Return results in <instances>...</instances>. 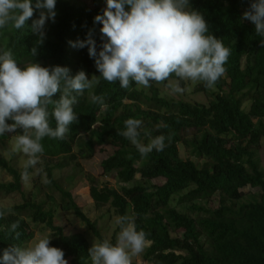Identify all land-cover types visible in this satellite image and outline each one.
<instances>
[{"label":"trees","instance_id":"obj_1","mask_svg":"<svg viewBox=\"0 0 264 264\" xmlns=\"http://www.w3.org/2000/svg\"><path fill=\"white\" fill-rule=\"evenodd\" d=\"M251 2L189 0L190 9L204 16L208 34L221 39L231 50L224 65L226 71L214 87L207 88L202 82L196 85V92L213 95L209 104L163 97L156 82L148 88L132 82L129 89H124L118 81L113 84L102 77L99 84L77 98L73 106L77 122L69 126L65 137H45L41 141L44 153L40 159L49 185L60 193L59 202L48 195L52 203L46 207L45 201H37V194L25 196L23 168L18 170L0 159V168L13 177V181L0 182V194L21 193L24 200L0 206V211L6 213L0 217V264L3 251L14 244L26 246L38 224L52 231L50 246L62 249L71 264H91V243L83 234H68L64 226L56 224L58 212H73L99 243L106 239L72 193L54 179L53 171L77 158L93 157L97 145L104 143L115 150L102 161L103 172L114 174L123 183H135L117 190L93 182L91 198L97 206L109 204L119 217H131L137 230L147 234L145 260L151 264H264V166L260 158L264 150V45L254 25L242 19ZM93 3L90 7L79 0H57L55 20L46 21L45 39L35 57L30 50L38 37L30 27L41 10H35L20 30L11 25L0 29V54L11 50L21 67L34 61L45 67H67L71 76L81 70L89 78L100 76L88 48L69 44L87 39L92 30L100 50L102 25L94 23V17L102 14L106 0ZM171 79L177 78L173 74ZM90 94L103 96L107 107L92 103ZM59 98L58 92L53 99ZM53 107L48 106L49 113ZM128 118L142 121L139 139L144 144L149 142L146 132L152 137L164 135V150H153L142 157L128 139L118 134ZM49 123L56 127L51 115ZM15 134H23V130L5 133L0 139ZM180 146L190 150L202 165L191 158L182 159ZM28 171L31 173L33 168ZM159 178L164 180L162 184L153 183ZM247 187L258 192H248ZM173 200H177L175 206ZM15 222H19V239L9 233ZM116 239L114 236L109 242L115 245Z\"/></svg>","mask_w":264,"mask_h":264},{"label":"clouds","instance_id":"obj_2","mask_svg":"<svg viewBox=\"0 0 264 264\" xmlns=\"http://www.w3.org/2000/svg\"><path fill=\"white\" fill-rule=\"evenodd\" d=\"M56 3L57 0H35V4L33 0H0V29L11 25L20 30L35 10H41L30 27L38 37L30 50L35 57L45 39L46 21L55 20ZM242 19L254 25L264 45V0H252ZM94 23L102 25L99 51L92 30L87 39L69 44L73 48H88L100 76L89 78L83 70L71 76L67 67H45L34 61L21 67L11 50L0 54V136L15 133L18 128L23 130V134L15 135V140L16 148L27 156L21 172L25 183L32 175L44 171L36 167L44 153L41 141L45 137L61 140L65 137L69 126L77 122L73 108L77 98L99 84L101 77L113 84L118 81L124 89H129L132 82L148 88L151 82L168 81L167 88L182 94L185 88L181 81L214 87L225 73L224 65L231 54L221 39L208 34L204 16L190 9L189 0H106V7L94 17ZM173 74L177 79H171ZM58 92L60 98L53 99ZM90 96L92 103L107 107L103 96ZM49 105L54 106L51 113ZM49 115L56 121L55 128L50 126ZM8 120L13 123H7ZM141 125V120L128 118L124 130L118 134L128 139L142 157L153 150L163 151L166 137H152L146 132L149 142L144 144L139 139ZM29 168H34L35 173H30ZM5 214L0 211V217ZM116 223L120 231L115 245L108 240L93 243L88 249L91 264H132V258L145 250L147 234L137 230L131 217L120 216ZM18 227L19 222H15L9 229V233H15V239L21 235L16 231ZM2 264H68V261L63 250L51 247L50 236H45L26 246L14 244L5 249Z\"/></svg>","mask_w":264,"mask_h":264},{"label":"rangeland","instance_id":"obj_3","mask_svg":"<svg viewBox=\"0 0 264 264\" xmlns=\"http://www.w3.org/2000/svg\"><path fill=\"white\" fill-rule=\"evenodd\" d=\"M80 2L94 7L93 0H79ZM181 86L185 88L184 93H173L169 88L166 87L167 83H155L159 90L160 94L163 97L173 99L176 101H188L192 103H204L209 104L213 99V95L210 92H196L197 83L193 84L191 81L180 82ZM139 88H145L139 86ZM212 91V90H211ZM127 103L129 101H126ZM16 135V134H15ZM15 135L9 139L2 140L0 139V159L4 158L16 167L18 170L23 168L24 162L27 159V156L20 150L16 148ZM263 141V140H262ZM115 147L104 143L97 145L94 156L88 159L77 158L74 161H71L63 169H56L53 171L54 179L59 183L60 186L69 190L77 204L81 207L82 211L92 220L96 222L97 229L101 232L103 237L111 241L120 231L119 225L116 223L117 216L113 209L110 208L109 204L97 206L90 195V185L95 182L100 186H109L111 188L120 190L121 187L133 186L135 182L123 183L120 181L117 176L114 174H105L102 169V161L108 158L113 154ZM179 156L182 159L191 158L197 161L199 166L202 165L199 159L190 153V150H187L183 146H180ZM261 165L264 166V150L260 154ZM37 168L42 167V174H34L31 176V179L28 183L24 182V193L25 196L29 194H37V201H45L46 207L51 205V200L48 198V195H52L56 199V202H59L61 199L60 193L56 191L52 186L49 185V179L45 166L42 162L36 166ZM31 173H35V169ZM140 178V175H136V180ZM13 181V177L5 168H0V182H10ZM163 179H155L153 183L162 184ZM248 192H258V189H253L250 187L246 188ZM23 196L21 193H13L9 195L0 194V206H11L15 204L23 203ZM177 200H173L172 205H176ZM179 207V205H177ZM56 224L62 225L65 228L66 233L83 234L91 245L93 243H99L98 238L95 236L93 231H91L88 225L80 220L73 212H67L60 210L56 217ZM45 236L52 237V231L44 225L34 226V236L31 240L28 241L27 245L37 241L40 238ZM148 243L145 247V250L138 256L132 258V263L136 264H151L149 261L144 259V254ZM68 264H71L70 258L67 259Z\"/></svg>","mask_w":264,"mask_h":264}]
</instances>
